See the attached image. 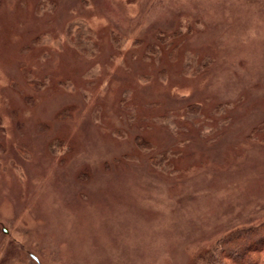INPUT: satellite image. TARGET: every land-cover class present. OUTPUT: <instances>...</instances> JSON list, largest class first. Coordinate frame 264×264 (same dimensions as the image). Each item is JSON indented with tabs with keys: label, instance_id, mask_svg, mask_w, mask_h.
Returning <instances> with one entry per match:
<instances>
[{
	"label": "rangeland",
	"instance_id": "374dc122",
	"mask_svg": "<svg viewBox=\"0 0 264 264\" xmlns=\"http://www.w3.org/2000/svg\"><path fill=\"white\" fill-rule=\"evenodd\" d=\"M263 206L264 0H0V264H191Z\"/></svg>",
	"mask_w": 264,
	"mask_h": 264
},
{
	"label": "trees",
	"instance_id": "16d2710c",
	"mask_svg": "<svg viewBox=\"0 0 264 264\" xmlns=\"http://www.w3.org/2000/svg\"><path fill=\"white\" fill-rule=\"evenodd\" d=\"M224 107L218 106L216 113L220 115ZM229 122L230 118L225 117L222 124ZM138 141L142 147L146 146L140 139ZM261 214H264V206L258 212L259 216ZM237 223L232 229L219 232L207 249L197 250L191 264H264V217Z\"/></svg>",
	"mask_w": 264,
	"mask_h": 264
}]
</instances>
